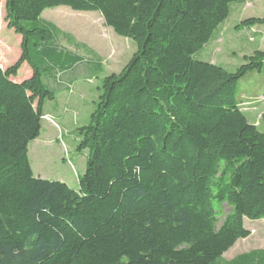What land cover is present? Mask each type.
Instances as JSON below:
<instances>
[{
    "label": "trees",
    "instance_id": "obj_1",
    "mask_svg": "<svg viewBox=\"0 0 264 264\" xmlns=\"http://www.w3.org/2000/svg\"><path fill=\"white\" fill-rule=\"evenodd\" d=\"M246 1L5 0L22 52L0 66V264H264L262 249L223 260L251 235L246 220L264 219V131L245 114L264 94L238 97L264 49L235 72L195 57ZM59 6L99 12L138 47L78 128L89 151L78 190L36 177L29 158L45 102L83 60L42 17ZM24 63L32 75L18 81Z\"/></svg>",
    "mask_w": 264,
    "mask_h": 264
},
{
    "label": "rangeland",
    "instance_id": "obj_2",
    "mask_svg": "<svg viewBox=\"0 0 264 264\" xmlns=\"http://www.w3.org/2000/svg\"><path fill=\"white\" fill-rule=\"evenodd\" d=\"M42 17L61 29L59 38L61 45L71 50H78L83 60L75 69V73L72 72L73 70L70 71L74 76V84L69 90L70 102L66 106L68 131L62 122L46 115L42 120L41 135L29 145V158L36 177L40 175L43 179L62 181L78 190L79 179L85 173L89 157L88 149H79L81 138L78 128L89 123L101 95L104 79L113 73L122 72L138 47L134 40L120 36L106 26L102 15L97 11H76L67 6H59L46 9ZM248 18H264V0L234 3L229 17L214 32L209 43L195 55L196 59L215 63L230 72H235L245 63L246 55L264 49V25L258 26L259 33L254 28H237L240 22ZM6 22L5 0H2L0 65L5 69L14 65L22 52L21 36L13 29H9ZM31 75V67L28 63H24L15 79L23 81ZM262 94H264V66L261 71H253L243 77L238 86L239 99H250ZM58 102H62L63 106V94L59 96ZM260 105V109L255 108L254 123L257 126L264 119L263 97ZM250 110L246 109V112ZM61 111L63 112V109ZM260 130L264 131V127ZM217 209L224 212L229 210L226 204L217 205ZM245 225L251 230V235L249 238L238 240L229 251L235 253L224 255V259L229 260L250 250L264 249V219L257 221L247 219Z\"/></svg>",
    "mask_w": 264,
    "mask_h": 264
},
{
    "label": "crops",
    "instance_id": "obj_3",
    "mask_svg": "<svg viewBox=\"0 0 264 264\" xmlns=\"http://www.w3.org/2000/svg\"><path fill=\"white\" fill-rule=\"evenodd\" d=\"M253 29V28H252ZM254 29H256V30H258V29H260V28H255L254 27ZM263 31V30H262ZM3 69H5V67H3L2 65H0ZM77 67H79V65L77 64V65H75L74 67H72L70 70L73 72V73H75V69L77 68ZM72 72H70L69 74H65L64 75V77H65V80H66V82H68V83H70L71 85H73L74 84V76H72ZM63 94V106L61 105L62 104V102H58L59 101V96L60 95H62ZM65 95H67V96H65ZM70 95H71V93H69V90H67V89H64L63 88V90H59V92L57 93V96H56V98L54 99V100H52V101H47V102H45V104H44V116H51V117H54V118H56L57 120H59L60 122H62L63 123V126L67 129V131H68V128L66 127L67 125H66V122H67V113H66V106L69 104V102H70ZM260 107H261V105L259 106V107H257L258 109H260ZM63 109V112L61 111ZM245 114H246V116L248 117V119H249V121L251 122V123H253V124H255L254 122H255V120H256V110H255V108H252L251 110H250V112H245ZM43 119H45V117H43ZM47 121V120H46ZM263 124H264V122H262L258 127L259 128H261V127H263ZM63 127V128H64ZM64 128V129H65ZM41 135V134H40ZM30 157V156H29ZM30 162H31V165H32V161H31V159H30ZM33 166V165H32ZM33 168V167H32ZM34 171V170H33ZM35 173V172H34ZM35 176H36V174H35ZM39 177H40V175H38ZM249 238V237H248ZM236 245V244H235ZM234 245V246H235ZM239 245V244H238ZM233 246V247H234ZM238 249V248H237ZM236 249V250H237ZM259 249H262V250H264L263 248H259ZM255 250V249H254ZM230 251V250H229ZM228 251V252H229ZM250 251H252V250H250ZM226 252L224 255H232V254H234V253H232V251L231 252ZM237 252V251H236ZM249 252V251H248ZM244 253H247V252H244ZM241 254H243V253H240V254H238V255H236V256H234L233 258H231V259H229V260H226V259H224V255H223V260L224 261H231V260H233L234 258H236L237 256H239V255H241Z\"/></svg>",
    "mask_w": 264,
    "mask_h": 264
}]
</instances>
